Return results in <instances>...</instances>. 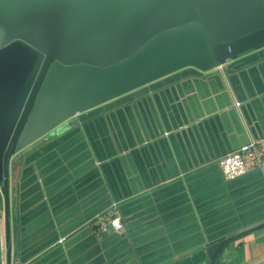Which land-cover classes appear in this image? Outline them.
I'll return each mask as SVG.
<instances>
[{
	"label": "crops",
	"instance_id": "0c3cea01",
	"mask_svg": "<svg viewBox=\"0 0 264 264\" xmlns=\"http://www.w3.org/2000/svg\"><path fill=\"white\" fill-rule=\"evenodd\" d=\"M225 73L228 91L189 72L121 100L111 117L115 136L101 117L108 106L85 120L88 129L74 117L29 145L10 180V250L0 182V264H264V223L229 239L206 263L205 228L251 206L264 215V171L231 182L218 164L264 135V55ZM223 104L233 110L222 114ZM166 128L171 138L158 133ZM115 138L122 150L109 161ZM114 202L125 228L98 235L90 219Z\"/></svg>",
	"mask_w": 264,
	"mask_h": 264
},
{
	"label": "water",
	"instance_id": "95a60500",
	"mask_svg": "<svg viewBox=\"0 0 264 264\" xmlns=\"http://www.w3.org/2000/svg\"><path fill=\"white\" fill-rule=\"evenodd\" d=\"M259 55L264 0H0V182L8 250L10 180L29 145L68 128L74 117L88 129L85 120L108 106L101 117L115 136L111 117L121 100L189 72L216 78L228 91V75L215 67L227 62L230 71ZM225 105L222 114L233 110ZM214 112L201 111L196 120ZM157 130L173 135L172 128ZM111 142L109 161L122 150L119 139ZM239 211L205 228L206 263L229 239L264 223L261 206ZM128 254L135 255L131 247Z\"/></svg>",
	"mask_w": 264,
	"mask_h": 264
},
{
	"label": "built area",
	"instance_id": "2783aa9c",
	"mask_svg": "<svg viewBox=\"0 0 264 264\" xmlns=\"http://www.w3.org/2000/svg\"><path fill=\"white\" fill-rule=\"evenodd\" d=\"M227 62H221L216 67L222 71L227 79L224 66ZM240 106L241 101H236ZM220 169L226 179H234L246 174L251 170L264 171V136L250 137L249 140L239 148L229 151L218 159ZM90 224L98 235L111 232H121L125 228V222L114 202L109 208L97 213L90 219Z\"/></svg>",
	"mask_w": 264,
	"mask_h": 264
}]
</instances>
